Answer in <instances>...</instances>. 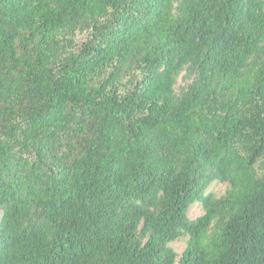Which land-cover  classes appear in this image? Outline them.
<instances>
[{
    "label": "trees",
    "instance_id": "trees-1",
    "mask_svg": "<svg viewBox=\"0 0 264 264\" xmlns=\"http://www.w3.org/2000/svg\"><path fill=\"white\" fill-rule=\"evenodd\" d=\"M0 264H264V0H0Z\"/></svg>",
    "mask_w": 264,
    "mask_h": 264
},
{
    "label": "rangeland",
    "instance_id": "rangeland-1",
    "mask_svg": "<svg viewBox=\"0 0 264 264\" xmlns=\"http://www.w3.org/2000/svg\"><path fill=\"white\" fill-rule=\"evenodd\" d=\"M183 74V73H182ZM180 75L177 79V83H176V91L179 92L181 86L184 85V81H183V75ZM226 189V184L225 183H221L218 181H213L207 188V192H212L214 193L216 196H220L221 194H223L225 192ZM202 213V205L200 202H194L193 204H191L188 208V217L191 219L196 218L197 216H199ZM187 236H183L175 241L170 242L171 247L176 251L177 253V260L180 258V256L182 255L184 249L186 248L187 245Z\"/></svg>",
    "mask_w": 264,
    "mask_h": 264
}]
</instances>
